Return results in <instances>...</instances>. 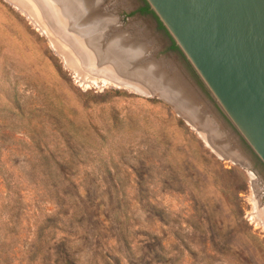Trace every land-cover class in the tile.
<instances>
[{
  "label": "rangeland",
  "instance_id": "374dc122",
  "mask_svg": "<svg viewBox=\"0 0 264 264\" xmlns=\"http://www.w3.org/2000/svg\"><path fill=\"white\" fill-rule=\"evenodd\" d=\"M92 1L0 0V264H61V243L78 264H264V166L141 0ZM72 22L102 29L103 53L143 47L193 110L85 63Z\"/></svg>",
  "mask_w": 264,
  "mask_h": 264
},
{
  "label": "water",
  "instance_id": "95a60500",
  "mask_svg": "<svg viewBox=\"0 0 264 264\" xmlns=\"http://www.w3.org/2000/svg\"><path fill=\"white\" fill-rule=\"evenodd\" d=\"M237 137L264 166V0H144Z\"/></svg>",
  "mask_w": 264,
  "mask_h": 264
},
{
  "label": "bare ground",
  "instance_id": "6f19581e",
  "mask_svg": "<svg viewBox=\"0 0 264 264\" xmlns=\"http://www.w3.org/2000/svg\"><path fill=\"white\" fill-rule=\"evenodd\" d=\"M86 1H91L89 6H91V4L94 5L92 0H86ZM78 7H79V14H80L82 13L80 11L81 8L80 6ZM86 8H89V7H86ZM70 11L71 10L69 7V12L68 13L66 12V14H68L67 17H69V21L72 19L70 16V13H71ZM109 21L111 20L109 19ZM70 23L71 22H69V25L71 26ZM87 25L88 26H85L84 28L76 29V27L74 28V23H73L72 26L74 28V31L72 30V32H75L76 34L78 33V36L81 37L83 43L87 45V48H89L91 51L89 49L87 50V48L85 51L81 50V49H84L85 47L83 46L81 47V45H79V43L74 40L71 41L70 39V42H69L72 51H75L77 53L79 50V52L81 51L82 53H85V56H86L85 57L86 60L84 61L85 63L89 61L90 59H92L91 57V53H92L95 57H98V59L100 58L99 60L100 63L98 62L95 64L93 63L95 65L93 67L97 69L100 66L101 68L100 70L108 74L109 77L111 78L113 77L112 79L115 80L116 82L121 81L125 83L126 85H130V86L136 85L137 87L135 86L136 87L135 89H137L139 85L142 87H147V86L152 87L153 86L154 88L156 87L161 88L162 91L163 90L165 91V92L163 91V93L166 96H169V99H173L178 105H180V107H182V104H183V107H185L184 105H186L191 110H193L192 109L193 107L191 105L193 96L185 90L183 82L177 78L175 79L176 76L175 77L171 76L170 79H168V77L170 76L169 72L167 73V71L164 72V71L159 70L157 67L158 65L155 64L154 62H148L146 59V56L144 55L145 50L143 52V49H144L143 47H140L141 49L139 50V49H136V48L134 49L133 47H130L131 45L128 46V44L126 43L124 45V40H126V38H124L123 35L122 36L120 35V36L114 37V40L111 46L109 45V48L105 50L106 53H103V50H101L100 47H98V45L94 44V42L97 41L98 36H100L99 33L102 31V29L96 28V30L92 32L90 29L91 26H89V23ZM139 46L140 45H138V48ZM82 53H79V54H82ZM93 64H91V67ZM129 66H131L130 68L132 67L136 68V71H131L129 69ZM122 70L124 71V73L129 72L128 77L130 78L126 77L125 79H123L122 76L120 75L122 73Z\"/></svg>",
  "mask_w": 264,
  "mask_h": 264
},
{
  "label": "trees",
  "instance_id": "16d2710c",
  "mask_svg": "<svg viewBox=\"0 0 264 264\" xmlns=\"http://www.w3.org/2000/svg\"><path fill=\"white\" fill-rule=\"evenodd\" d=\"M142 1L144 4V7L141 8L140 10H138V12L140 14L152 15L158 24V29L163 31L165 33V35L168 36L167 33L165 32L164 28L162 27V25L159 23V21L156 19V17L153 15V13L149 10L148 5L145 3L144 0H142ZM170 43H171L170 50L178 52V49L175 46V44L172 42V40H170ZM69 191H70L69 192V198L72 201H74V203H75V201H76L75 198L77 196H79L78 189L75 187H70ZM71 192L73 194H71ZM85 193L87 194L86 195L87 197L85 199V202H86L91 195L90 188H86ZM115 207H118V205H115ZM115 207H113L112 209H114ZM77 208H78V206H77ZM77 208H76V212L73 214V216H76V218L79 217L78 215H81L83 213L80 209L77 210ZM159 216L162 219L161 221L164 222L165 220L162 218V216L161 215H159ZM81 221H82V219L79 220V222H81ZM111 222L113 225L117 226V228H115V230L117 231V235H118L117 237L119 239V242L122 244V246L125 248L126 251H128V250L130 251L131 247H130V244L128 243L127 234H126L127 230H125L124 232L121 231L122 230L121 229L122 228L121 227L122 222L120 221V218L117 217V215L113 214V216L111 218ZM119 229H121V230H119ZM161 244H162V242H159L158 246L161 247ZM56 252H57L56 253L57 254V261L60 262L61 264H78V262L75 260V257L71 253V248L68 249L64 243L57 245ZM126 260H127V264H134V261H135L132 259H128V257H126ZM140 261H142V259ZM114 264H121V261L119 259H114Z\"/></svg>",
  "mask_w": 264,
  "mask_h": 264
},
{
  "label": "flooded vegetation",
  "instance_id": "af4514ba",
  "mask_svg": "<svg viewBox=\"0 0 264 264\" xmlns=\"http://www.w3.org/2000/svg\"><path fill=\"white\" fill-rule=\"evenodd\" d=\"M144 7V4H143V1L141 0V6H140V8H139V10L141 9V8H143ZM149 16H152V15H149ZM153 17V16H152ZM170 46H171V43H170ZM169 46V47H170Z\"/></svg>",
  "mask_w": 264,
  "mask_h": 264
}]
</instances>
